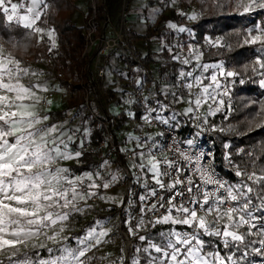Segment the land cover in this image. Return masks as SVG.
<instances>
[{
    "label": "snow or ice",
    "instance_id": "1",
    "mask_svg": "<svg viewBox=\"0 0 264 264\" xmlns=\"http://www.w3.org/2000/svg\"><path fill=\"white\" fill-rule=\"evenodd\" d=\"M211 4L217 8L229 5L234 9L233 14L241 16L264 12V0H211ZM41 6L46 7L44 0H30L27 14L21 15L19 10L24 8L23 3L0 0V13L9 22L15 21L36 33H44V29L34 27L41 18ZM190 19H196L195 14ZM170 27L174 28L175 25ZM179 31L185 29L180 28ZM46 35L52 40L51 51L56 47L54 30L47 31ZM208 42L215 47H230L220 39ZM243 43H260L264 48V27L257 25L249 29ZM173 59L179 60L180 56L174 55ZM195 59L199 61L200 55H195ZM182 62L190 63L187 58ZM256 63L264 69V61L257 60ZM196 67L204 71L209 67L217 68L225 78L239 75L234 71H225L222 63L197 64ZM194 71L180 73L182 78H192L184 87L199 89L196 93H190L195 99L189 101L190 106L185 109V114L194 111L193 104L195 109H199L202 102L208 99L215 101L216 89L221 87L215 74L203 78L210 79L211 83L201 87L203 79L194 75ZM253 71L256 69L253 68ZM29 76L37 77L38 74L0 47V257H3L0 264H87V254L108 235L104 221H95L83 236H69L66 233L70 231V223L75 216L84 214L82 204L86 205L89 199L98 194L94 189H107L110 184H97L99 173L95 176L92 173L78 176L61 166V161L79 158L82 153L69 151L71 136L61 126L48 123L49 116L42 114L41 105L51 104L52 101L38 94L47 92L48 87L41 81L25 83ZM260 85L264 87V79L260 80ZM227 94L225 89L224 95ZM257 116V126L264 128V123L260 122L264 121V102H261ZM144 119L149 120L147 116ZM192 143L188 141L189 145ZM153 147H157L155 142ZM138 155L141 159L138 167L142 170L146 168L155 184L171 193L165 203L159 204V207L165 208L164 214L153 221L154 225H171L170 229L161 233L162 242L149 240L147 247L137 249L147 254V264H237L235 253L231 250L239 251L246 238L253 234L252 229L256 228L252 194L259 195L264 201V169H261L260 175L255 171L249 173L237 169L235 174L241 177L240 182L228 184L218 180L211 167L201 166L203 154L192 157L181 153L192 172L187 176H183L178 163L167 156L158 159L151 150ZM166 176L172 177L167 184L163 179ZM194 177H198L199 182ZM112 180L114 182L116 177ZM253 185L260 186L259 192ZM150 195L155 196L156 189L150 190ZM147 199L146 196L140 197L141 201ZM148 210L156 211L157 205L152 204ZM141 211L144 212V209ZM142 225L143 219L137 227ZM261 227L264 228V225ZM129 232L135 234L131 226ZM257 234L264 237V231ZM205 237L216 238L229 251L221 255L219 246L216 250L208 251L209 240ZM139 239L145 241L147 238L139 236ZM69 240H75L76 247L69 246ZM259 243L264 245V239ZM31 249L37 250L33 253L35 259L28 254ZM39 249H45L49 257H41ZM133 264H140V261L134 259Z\"/></svg>",
    "mask_w": 264,
    "mask_h": 264
},
{
    "label": "built area",
    "instance_id": "2",
    "mask_svg": "<svg viewBox=\"0 0 264 264\" xmlns=\"http://www.w3.org/2000/svg\"><path fill=\"white\" fill-rule=\"evenodd\" d=\"M83 1L84 8L81 12L83 36V48L80 53L81 69L76 78L73 76L67 77L64 73L55 69L51 82L55 83L56 87H48L47 92H41V96L45 100H51L52 103H43L41 107L47 111L55 110L57 98L65 105L72 100L79 101L91 120L95 122L100 130V137L95 142L93 151L95 161L98 163L100 161H112L113 166L117 168L123 179L122 203L119 207L117 223L120 234L128 244L131 242V237L142 236L147 233L154 225L153 221L164 214L165 208L159 207V204L165 203L171 193L165 189H160L152 180V174L146 168L142 170L138 167L141 163L139 153H135V148H129L118 140L121 134L114 130L115 125L123 123L137 137L144 136L145 144L138 149H144L146 153L151 150L158 159L167 156L169 160L176 161L182 169L183 176L192 175V172L181 153H186L192 157L203 154L200 161L201 166L211 167L218 180L225 181L228 184H237L240 182L241 177L235 174L239 169L236 166L219 169L213 159V151L210 147L213 127L208 120L202 117V104L199 109H195L193 104L194 111L189 113L190 132L184 136L179 133L177 128L160 121L154 115L150 107L151 95L146 85V81L151 80L149 71L142 64L143 58L138 55L135 41L130 37L128 28L125 27L123 21L117 26L113 24L105 5L106 0ZM195 6L198 8L197 4ZM192 11L195 13L196 20L201 17L197 9L194 8ZM184 21L191 24L187 18ZM35 34L37 35L36 32ZM172 42L176 45L181 44L178 36H173ZM114 53L117 56L116 63L118 67L110 72L111 57ZM178 62H180V59ZM224 69L227 71L225 67ZM108 73L114 80L123 84L117 102H112L109 98L104 99L103 97L106 93L111 94L112 85L107 80ZM231 78L222 76L221 87L217 92L219 100L223 101L222 108L229 114L235 110V100L231 92ZM186 83L187 78L181 77L175 86L181 94H185L190 100L194 101L195 96L190 93H196V91L184 87ZM225 89H227V95H224ZM100 98L104 99L103 111L99 115H95L91 110L92 101ZM145 116L149 118L148 121L144 119ZM139 117L143 120H139ZM189 140L193 142L191 145L188 144ZM153 142L156 143L157 147H153ZM96 173H101V167L95 168ZM227 173L231 174L233 181L226 176ZM194 178L199 182L198 177ZM163 179L167 184L171 182L172 177L166 176ZM253 187L257 189L256 185H253ZM152 189H156L155 196L150 195ZM141 196H146L148 199L141 201ZM90 200L92 202L98 201L99 195L97 194ZM252 203L255 206L252 211L253 216L256 218L253 221L256 228L252 229L253 234L248 237L256 245V252L260 255L258 264H264V251H257L258 249L264 250V245L259 243L264 237L257 234L259 231H264V228L261 227L264 225V201L254 193L252 194ZM152 204L157 205L156 211L148 210ZM142 209H144V212L141 211ZM125 213H128L130 218L128 226L124 227L123 230L120 222L122 215ZM141 219H143V225L137 227ZM130 226L135 230V234L129 232ZM177 228H182V226H177ZM241 230L245 231V229Z\"/></svg>",
    "mask_w": 264,
    "mask_h": 264
},
{
    "label": "rangeland",
    "instance_id": "3",
    "mask_svg": "<svg viewBox=\"0 0 264 264\" xmlns=\"http://www.w3.org/2000/svg\"><path fill=\"white\" fill-rule=\"evenodd\" d=\"M137 1L139 2V5H134L132 3V0H106L105 5L108 8L111 20L115 26L120 24L121 21H123L126 25V17L128 16V14L134 11L139 14V17L145 21L146 26L150 29L152 36L138 45L140 52H142L143 55L146 53V56L151 60V62L155 63L151 65V70L149 71V76L151 80L153 79V81H146L148 91L151 95L150 107L153 110L154 115L158 117L160 121H167L168 124L178 129L181 125H184L185 122H188V120L190 121L189 113L185 114V109L190 106V99L185 94H181L175 86L176 82L181 79L180 73L182 71L187 73L195 69L194 75L201 76L202 79L205 77L210 78L213 74L217 76L219 82H221L222 78V76L219 74V69L217 68L209 67L207 71H204L202 68L196 67L197 64H220L205 62V56L199 51L198 45L196 43L190 42V40L192 39V33L190 28L194 23L197 22L199 18L197 20L190 19L191 13L187 10H193L195 8L200 12L201 16H203L204 13L200 11L199 7L197 8L195 6L196 3H193L189 8H184L178 3V0ZM80 2L81 1H79V4ZM82 3L84 5V2ZM143 3L144 5H142L141 7V4ZM44 8L45 6H41V8L39 9L41 14L44 12ZM140 11H143L144 15ZM253 13L255 12H252L250 14ZM186 18L189 19L191 24L185 23L184 20ZM72 22L75 23V19H72ZM170 22L176 23L180 28H184L185 31L181 32L179 31L180 28H175L173 33H169L168 30L170 29H165L162 23H164V25L169 26ZM256 26H254L253 28H255ZM34 27L38 26L35 24ZM125 27L127 28V26ZM41 29L45 30L44 33H37V36L39 39H46L50 49L52 40L46 35V33L47 31L52 29ZM31 30L34 31L33 29ZM170 34H172V37L178 36L181 40V44H174L172 42V38L170 39L169 37ZM217 39L220 38H210L208 36H205L204 43L206 45L213 46V44L209 43L208 41H216ZM56 49L57 43L56 47L49 51L50 56L47 60H41L40 62L27 65L30 71L37 73L38 76H29L28 78H26L25 83H28L29 81H41L46 84V86H48V83L49 81H52V76L54 74L53 60L55 58L54 56L56 54ZM197 54L200 55L199 61L195 59V55ZM174 55L180 56V62H178L177 59H173ZM185 58L189 59V64H184L182 62ZM111 59L112 64L110 66V72L117 69L118 67L116 63L117 56L115 53L112 55ZM257 60H260L259 57H256V61ZM172 62H175L178 66L176 77L173 81H165L160 78L158 82L157 79H154L155 77L153 78V76H156V71L159 67L166 66ZM262 71H264V69H262ZM191 79L192 78L190 77L187 78V83L191 82ZM261 79H264V75H262ZM107 80L112 85L111 94L106 93V95H104L103 97L104 99L109 98L112 102H117L119 99L118 94H120V92L122 91L123 84L114 80L111 75L109 76V78H107ZM210 83V79H203V84L201 85V87ZM193 89L196 92L199 91V89L196 87H193L192 90ZM217 92L218 89H216L215 92V101L208 99L206 102H202V117L203 119L208 120L212 124L214 130L221 129L219 124L220 122L215 119V116L221 114L223 111L222 105L221 103H219L220 100L218 98ZM40 93L38 94L40 95ZM104 99L100 98L94 99L92 101L91 110L95 113V115H99L103 111ZM76 104V110L73 111L71 109H64L63 111H61V113L46 111L41 107L42 114H46L49 116V124L61 126L62 130L68 136H71V141L69 142V151L73 153L76 151H80L82 155L83 152L90 151L92 154L90 159L95 162V165H93L94 162L90 160L89 162H85V164L89 163V168L84 169L82 171H76V169L73 170V168L84 165V162L81 161V158L83 157L81 155L79 158L61 161V166L69 168L73 174L78 176L83 175L84 173H92L95 176V168L101 167L100 178L96 180V183L100 185H102L103 183H109L110 186L107 189L103 187H100L99 189H94V191H96L99 195V200L96 202H92L89 199L86 205L82 204V207H84L85 209L84 214L75 216V218L70 223V231L67 232L66 235L83 236L86 230L90 226H93L95 224V221L102 220L104 221L105 229L108 230V235L103 238V242L101 244L94 247L87 254V264H133L134 259H138L140 261V264H147V254L143 251L138 252L137 249H143L144 247H147V243L149 240L154 243L162 242L163 237L161 236V233L167 232L170 229L171 225L159 224L161 226L168 227L161 229L156 234V242L150 238H147L145 241H141L139 239V244L136 245L134 248L132 247L131 242L128 244L126 243L124 237L119 232V225L117 223L119 207L122 203L123 179L117 168L113 166L112 161H100L99 163L95 161L93 151L95 149L96 143L91 141L90 135L92 126L93 128H97V126L95 124L92 125V120L86 113L84 107H82L81 104L78 105V102ZM217 108H219V111H216ZM139 120L143 119L139 117ZM114 130L118 134H121L118 137V140L122 144L134 147L135 153L145 152L144 149L138 150V145H144V136L137 137L135 134L131 133L128 127L125 126L123 123L115 125ZM113 177H116V180L114 182L112 180ZM101 197H103V199ZM110 197L112 199H109ZM129 218L130 215L128 213L123 214L122 222H120L121 225L123 223L124 227H127ZM122 229L124 230L125 228H123L122 226ZM99 230L100 229H97V231ZM209 241H211V243L217 242V244H220L219 241L214 237L210 238ZM68 244L71 247H76L75 240H69ZM216 248L217 247L215 245L212 249L208 247L207 250L213 251L216 250ZM36 251V249L29 250V256H32L33 259H35L33 253ZM38 251L41 257L45 259L49 257V253L45 249H39ZM228 251L229 250L224 249V254L221 255H225ZM232 252L235 253L234 259L237 260V264H246L247 256L245 251H236L234 249ZM54 254L58 255L59 253ZM0 259H3V257H0Z\"/></svg>",
    "mask_w": 264,
    "mask_h": 264
},
{
    "label": "trees",
    "instance_id": "4",
    "mask_svg": "<svg viewBox=\"0 0 264 264\" xmlns=\"http://www.w3.org/2000/svg\"><path fill=\"white\" fill-rule=\"evenodd\" d=\"M74 2L75 0H44L46 7L36 25L54 30L57 49L53 69H57L67 77L76 78L82 65L80 53L83 48V36L82 29L73 26L70 21V16L76 10ZM178 3L184 8H189L196 3L200 11L204 13L190 28L192 33L190 42L198 45L199 51L205 56V62L222 63L227 71L239 73L238 76L232 77L231 82L235 110L229 114L223 109L221 114L215 116V119L220 122L221 129H213L210 137L213 159L219 169L236 166L239 169L255 171L257 175H260L262 174L261 169H264V128L258 127L256 122L259 120L257 113L260 110V104L264 102V87L259 85V80L262 78L261 73L264 71L256 63V57H259L260 61L264 60V48L260 43L245 45L243 39L248 30L254 26L264 27V12L235 15L231 6L225 5L217 8L212 6L211 0H178ZM129 35L133 40H147L152 36L150 29L143 36L131 32ZM205 36L218 37L230 47L206 45ZM169 37L171 39L172 34ZM0 45L22 61L25 66L47 60L50 56L46 39L38 40L37 35L31 29L24 28L15 22H8L2 13H0ZM150 63L151 60L148 57L142 61L145 68ZM177 68L175 62L161 66L158 69V76L162 80L173 81ZM253 68L256 71H253ZM77 102L78 105L81 104L79 101H69L66 109L76 107ZM260 122L264 123V121ZM93 124L95 122L92 120ZM178 130L182 136L188 134L190 121L185 122ZM90 136L91 141L97 142L100 130L92 126ZM82 156L81 161L84 165L73 168V170L82 171L89 168V163L85 164V162L89 160L94 162L90 159L92 156L90 151L83 152ZM226 176L234 180L231 174L227 173ZM256 186L259 191L260 186ZM167 227L155 224L142 236L156 242V234ZM205 239L210 238L205 237ZM130 240L133 248L139 244V236H133ZM250 241L251 239L247 237L239 250L246 252V264H258L260 255L256 252V245ZM215 245L219 246L220 253L224 254L223 246L217 242L209 241L208 247L212 249Z\"/></svg>",
    "mask_w": 264,
    "mask_h": 264
},
{
    "label": "crops",
    "instance_id": "5",
    "mask_svg": "<svg viewBox=\"0 0 264 264\" xmlns=\"http://www.w3.org/2000/svg\"><path fill=\"white\" fill-rule=\"evenodd\" d=\"M79 1H81L80 4H79ZM82 2H84V1H83V0H75L74 4H75V6H76V10H75L74 13L70 16V21H71L72 25L75 26V27H77V28H81V26H82V16H81V12H82V9L84 8V5H83ZM137 2H138L137 0H132V3H133L134 5H135V4H138V5H139V2H138V3H137ZM13 3H23V4H24V8L20 9L19 12H20L21 15H25V14H27V13H26V8L29 6V4H30V0H24V1H13ZM140 3H141V2H140ZM142 5H144V3L141 4V7H142ZM78 11H79V12H78ZM187 11L191 13V16L195 14V13H194L192 10H190V9L187 10ZM140 12H142V14L144 15V12H143V11H140ZM5 19H6V17H5ZM72 19H75V23L72 22ZM6 20H7V19H6ZM126 20H127L126 26H127L128 30H129V32H131V33H133V34H135V35L143 36V35L146 34L147 30L149 29V28L146 26L145 21H144L142 18L139 17V14H137V12H134V11H133V12H131L130 14H128V16L126 17ZM7 21H8V20H7ZM8 22H9V21H8ZM13 22H15V21H13ZM36 22H37V21H36ZM162 24H163V27H165V29H166V28H169V29H170V30H168L169 33H173L175 28H176V29L180 28V27H179L176 23H174V22H170L169 26L164 25V23H162ZM170 25H175V27H174V28H173V27H170ZM21 26H22V25H21ZM38 27H40V26H38ZM41 28H44V27H41ZM37 38H38V36H37ZM38 40H40V39L38 38ZM134 41H135L136 51H137L138 55H139L140 57H142L143 59L146 58V57H147V56H146V53L143 55L142 52H140V50H139V48H138V45H139L140 43L146 41V40H134ZM0 47H1V45H0ZM139 52H140V54H139ZM152 64H155V63H152V62H151V63L149 64V66L147 67L148 71L151 70V65H152ZM158 69H159V68H158ZM109 76H110V74L108 73L107 78H109ZM154 77H155V78H154ZM153 78H154V79H157L158 82H159L160 78H159V76H158V70L156 71V76H153ZM151 81H153V79H152ZM154 81H155V80H154ZM47 87L55 88L56 85H55V83L49 81ZM40 95H41V93H40ZM64 109H66V105H65V104H62L61 101L57 98L56 109L53 110V111H51V112H54V113H61V111H63ZM71 110H73V111L76 110V107L71 108ZM46 111H47V110H46ZM143 144H145V142H143ZM128 147H129V148H132V149L134 148V147H132V146H130V145H129ZM138 150H139V149H138Z\"/></svg>",
    "mask_w": 264,
    "mask_h": 264
}]
</instances>
